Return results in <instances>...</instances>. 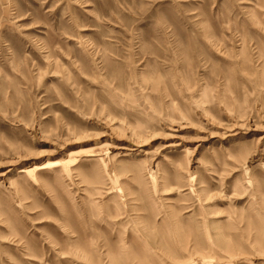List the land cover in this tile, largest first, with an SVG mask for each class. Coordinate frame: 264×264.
<instances>
[{"label": "rangeland", "instance_id": "374dc122", "mask_svg": "<svg viewBox=\"0 0 264 264\" xmlns=\"http://www.w3.org/2000/svg\"><path fill=\"white\" fill-rule=\"evenodd\" d=\"M0 264H264V0H0Z\"/></svg>", "mask_w": 264, "mask_h": 264}]
</instances>
